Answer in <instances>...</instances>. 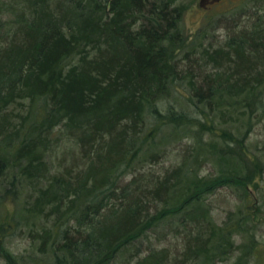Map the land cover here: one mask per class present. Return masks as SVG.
<instances>
[{"label": "trees", "instance_id": "16d2710c", "mask_svg": "<svg viewBox=\"0 0 264 264\" xmlns=\"http://www.w3.org/2000/svg\"><path fill=\"white\" fill-rule=\"evenodd\" d=\"M181 2L2 0L0 13L6 16L0 18V138L12 149L11 164L25 160L21 167L26 177L41 181L48 166L43 159L46 151L55 150L52 132L59 125L67 130L63 142L81 152L78 165L52 176L47 190H37L39 198L28 210L39 218L47 207L53 208L55 228L48 234L53 242L63 241L62 257L20 259L23 262L216 264L238 250V263L243 264L254 255L257 240L248 227L253 211H245L250 207L229 211L218 225L205 200L222 186L237 185L246 196L261 188L264 163L249 151L247 135L220 128L215 120L231 117L234 105L252 118L264 115V2L255 3L253 16L237 22L227 42L212 50L193 44L185 33ZM182 53L192 61L190 66L182 65ZM198 65L210 72L196 77ZM187 83L199 99L196 105L210 108L213 115L206 109L193 117L160 108V100L175 94L173 90L188 89ZM188 126L221 142L209 146L222 166L219 176L191 179L172 172L139 184L134 178L118 184L134 170L143 145L145 150L160 146L164 128ZM15 128L8 140L18 142L6 143L5 131ZM203 136L196 132L198 148ZM14 187L12 181L6 196ZM154 203H162L163 209L152 212ZM177 217L181 233H186L182 255L136 248L149 230L173 228ZM72 218L78 228L67 227ZM8 221L1 219L0 231L12 227ZM7 255V263L16 264V258Z\"/></svg>", "mask_w": 264, "mask_h": 264}, {"label": "rangeland", "instance_id": "374dc122", "mask_svg": "<svg viewBox=\"0 0 264 264\" xmlns=\"http://www.w3.org/2000/svg\"><path fill=\"white\" fill-rule=\"evenodd\" d=\"M200 2L201 0H182L181 3L184 5L182 27L189 36V39H192L193 44L202 45L206 48L211 47L212 50L224 45L233 29H235L236 23H241L248 16L252 17L254 4L264 2V0H224L221 3L215 2L213 4H206V6H201ZM3 4L2 0H0V8H3ZM0 14V18H5L6 15ZM194 58L198 59V55ZM180 60H182L183 66H190L192 64V61L186 59L185 53L181 54ZM209 72L210 70L199 65L195 68L196 77H205L206 73L208 74ZM176 85H178V81ZM185 87L188 89H185L183 92L173 90L175 94H171L165 100H160L162 102L160 108L165 106V109L163 108L164 111L171 109L176 113L183 112L193 117L200 112V115H203L202 110L206 109L204 111L207 115H213L210 108L196 105L199 99L193 97L194 93L191 92L188 83L185 84ZM190 97H193V100ZM234 108L236 111H234L231 117L221 116L217 118L215 120L216 126H220V128L229 127L236 135L246 134V145L249 151L264 163V115H255L252 118L250 113H247L245 109L242 110L240 106L234 105ZM249 117L250 119H248ZM14 122L17 124L18 120ZM17 128L5 131L6 143H10L11 141L18 142L16 139L8 140ZM65 131L67 130L64 129L63 125H59L52 132V139L55 141L52 144L55 143V150L53 152L46 151L45 153L43 162L48 166L46 176L41 181L26 177L21 167L25 160L17 163L12 161L13 163L11 164L12 149L2 144L3 139L0 138V222L4 218H7L9 223L13 222L11 223V228L7 227V232L0 231V237L6 235L5 239L2 238L4 242L0 240V264H8L5 260L9 258L8 253L16 258V264H27L25 261L20 260L23 258H32L33 260H36V258H46L45 260L52 258L51 260L53 261L58 256L62 257L59 246L63 241L53 242V239H50L48 234L50 228L54 227V218L56 217L53 216V208L47 207L46 213L39 218H35L30 211L34 209L33 207L38 200L37 198H39L37 190H47L50 187L49 180L52 176L65 172L67 168H74V165H78L81 162L80 150L73 149L75 147L72 148L66 141L63 142L65 140ZM196 132L197 135H204L203 142L199 148L196 144L197 141L194 139L196 138ZM163 133L164 136L163 140L160 141V146L154 145L149 147V153L147 152L149 148L147 147L145 150L146 145H143V150L140 152L141 155L136 160V163H134V170L130 173V170L127 171L125 176L119 180V185H127L132 178L137 179L138 184L139 181L147 178H151L152 180L161 179L172 172L186 175L191 179L197 177V175L205 180L214 179L215 176H219L222 166L213 158V153H210L209 147L214 141L219 146L221 145V142L215 139L214 134L205 133L202 130L196 131L194 126L181 127L180 129L164 128ZM160 138L159 135L157 141ZM152 149L156 150L151 151ZM124 168L122 166L120 171L124 170ZM12 181L15 182V187L13 188V192L6 196ZM55 191L53 189L51 195ZM244 196L246 195L243 193V189L237 185L222 186L214 194L208 195L205 204L211 210L210 216L212 220L218 225H222L225 222L229 211L231 213H239L242 212L244 205L250 207V209L247 208L245 211H253L254 220L252 225H248V227L256 236L257 246L254 255L247 258L243 264H264V177L259 191H255V193L250 195L248 194L246 197ZM150 206L152 207V212H155L156 208L163 209L164 207L162 203H154L150 204ZM63 210L65 211V205ZM71 214L72 212H67L65 215L70 216ZM65 219L66 217L63 216L61 223L65 222ZM74 220L72 218L71 222H67L68 228L70 226L78 228L77 222ZM176 220L179 221L178 217L175 218ZM177 221L174 223L175 226L173 228L165 227L159 231L155 229L149 230L146 234L148 238L139 240L138 242H141L136 248L143 250V252L147 251L150 247L156 248L157 251L166 249L167 251H173L176 257L180 254L182 255L184 252L182 237L186 233H181L184 230L180 222ZM63 227L62 223L60 229L63 230ZM50 233H53L52 229ZM59 238L63 237L60 236ZM242 243L243 238L239 236L237 244L241 245ZM239 252L241 253V251L237 250L228 260L225 259L216 264H239ZM136 254L138 253L136 252ZM120 258H130V255L129 257ZM118 260L123 262L121 259Z\"/></svg>", "mask_w": 264, "mask_h": 264}, {"label": "water", "instance_id": "95a60500", "mask_svg": "<svg viewBox=\"0 0 264 264\" xmlns=\"http://www.w3.org/2000/svg\"><path fill=\"white\" fill-rule=\"evenodd\" d=\"M221 0H201L200 5L206 6V4H213L215 2H220Z\"/></svg>", "mask_w": 264, "mask_h": 264}]
</instances>
